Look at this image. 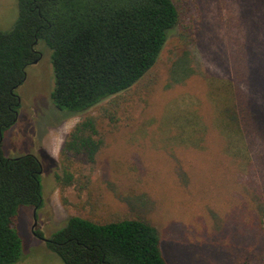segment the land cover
Segmentation results:
<instances>
[{
  "label": "trees",
  "instance_id": "trees-1",
  "mask_svg": "<svg viewBox=\"0 0 264 264\" xmlns=\"http://www.w3.org/2000/svg\"><path fill=\"white\" fill-rule=\"evenodd\" d=\"M246 4L259 5L236 25L233 77L212 79L207 87L211 119L202 108H176L167 115L168 108L159 123L182 114L184 126L156 133H164L158 141L166 150L200 151L214 134L239 175L222 219L239 230L238 240L245 245L238 251L240 264H264V0ZM18 5L13 29L0 31V264L22 258L20 209L44 205L40 160L3 153L4 135L19 118L17 89L28 66L41 58L40 44L52 51L55 105L81 116L60 152L63 174L57 181L65 188L81 180L71 171L73 159L97 163L108 134L120 129L119 116L129 101L136 96L146 102L159 93L155 71L181 19L178 0H18ZM47 245L65 264H170L159 227L121 213L105 219L71 216Z\"/></svg>",
  "mask_w": 264,
  "mask_h": 264
},
{
  "label": "rangeland",
  "instance_id": "rangeland-1",
  "mask_svg": "<svg viewBox=\"0 0 264 264\" xmlns=\"http://www.w3.org/2000/svg\"><path fill=\"white\" fill-rule=\"evenodd\" d=\"M178 2L181 19L169 34L155 71L162 85L159 93L146 102L136 96L129 101L119 116L120 129L108 134L97 163L88 166L82 158L73 159L71 171L81 180L65 188L57 181V175L63 174L60 152L81 116L55 105L52 51L40 44L41 58L28 66L26 80L17 89L18 121L3 140L7 158L34 155L43 167V207L20 209L23 255L17 264H65L45 241L65 228L71 216L105 219L116 213L139 216L158 226L170 264H240L238 251L245 245L238 240V228L222 219L230 209L226 197L234 194L239 180L231 158L221 152L214 134L206 150H166L158 141L164 133L156 132L184 126L182 114L159 123L168 108L167 115L176 108H202L211 119L207 87L212 79H232L231 41L239 31L236 25L257 11L259 4ZM18 17V0H0V31L12 30ZM147 92L141 90L144 98ZM35 211L45 241L33 236Z\"/></svg>",
  "mask_w": 264,
  "mask_h": 264
},
{
  "label": "flooded vegetation",
  "instance_id": "flooded-vegetation-1",
  "mask_svg": "<svg viewBox=\"0 0 264 264\" xmlns=\"http://www.w3.org/2000/svg\"><path fill=\"white\" fill-rule=\"evenodd\" d=\"M32 232H33V231H32ZM33 236L35 237V239L37 238V239H39V240H44V241H45L43 235L40 233L39 230H37L35 233L33 232ZM48 241H49V240H48ZM48 241L46 240L45 242L48 243Z\"/></svg>",
  "mask_w": 264,
  "mask_h": 264
},
{
  "label": "water",
  "instance_id": "water-1",
  "mask_svg": "<svg viewBox=\"0 0 264 264\" xmlns=\"http://www.w3.org/2000/svg\"><path fill=\"white\" fill-rule=\"evenodd\" d=\"M36 63H38V61H35V64ZM34 219H35V223H34V226L32 227V231L35 233L38 230V222H37V219H36V211L34 213Z\"/></svg>",
  "mask_w": 264,
  "mask_h": 264
}]
</instances>
